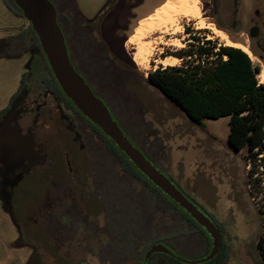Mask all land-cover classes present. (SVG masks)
<instances>
[{
	"label": "rangeland",
	"instance_id": "374dc122",
	"mask_svg": "<svg viewBox=\"0 0 264 264\" xmlns=\"http://www.w3.org/2000/svg\"><path fill=\"white\" fill-rule=\"evenodd\" d=\"M74 1L87 19L95 16L103 5L109 8L102 34L91 35L105 41L111 57L130 73L125 84L120 85L124 90L108 86L104 92L105 79L94 76L91 55L83 54L81 46L72 39L77 59L74 65L80 75L97 98L107 100L112 117L132 144L221 229V245L226 249L221 264H261L256 245L261 237L264 246V215H257L258 209L264 207V162L257 163L260 167L249 182L250 166L245 163V151L235 152L227 143L228 118L205 119L201 126L193 124L144 79L158 68L182 66L188 58L180 59L177 54L192 49L191 46H200L206 37L216 49L231 44L244 46L253 65L261 69L257 79L262 84L264 0H240V33L236 35L216 25L211 0H195L197 17L175 14L176 23L164 29V24L153 20L154 14L177 0ZM193 5V0H188V6ZM141 25L144 28L138 32ZM208 25L223 38L207 29ZM25 32H28V22L12 13L5 0H0V264H105L98 257L100 247L107 243L103 230L98 228L103 225L104 216L90 180L94 174L113 176L112 168L116 174L120 166L105 153L98 135L43 88L34 86L26 99L19 96L10 103L21 75L29 70L33 52H24L19 57L4 56V50L9 49L1 41L5 40L6 46L10 42L21 45L14 35ZM72 32L73 28L69 27L67 33L72 36ZM140 32H144L143 36H139ZM247 33L252 34L250 45L244 41ZM92 43L97 46L95 41ZM165 58L171 61L164 64ZM43 137L51 139L48 153L53 151V154L49 161L44 151L46 143L40 141ZM38 166L44 167L40 170ZM69 170L76 172L67 175ZM51 175L57 177L50 178ZM112 184L116 186L110 178L105 187L109 208L117 199ZM52 185L53 194L48 195ZM131 188L132 195L129 191L131 198H127L126 206L131 200L142 202L145 198L141 185L133 183ZM53 203L68 204L76 210L74 220L80 210L91 223L90 231L81 230L78 235L64 237L47 232L45 238L42 217ZM165 209L155 207L158 231L142 237L139 230V241L166 247L178 259L186 261L181 264L202 260L209 245L205 236L179 215ZM124 212L126 215L130 211ZM133 226L140 228L137 224ZM48 229L51 230L50 225ZM60 245L67 254L59 251ZM106 257L107 264H115V259ZM140 261L141 256L122 264H140Z\"/></svg>",
	"mask_w": 264,
	"mask_h": 264
},
{
	"label": "trees",
	"instance_id": "16d2710c",
	"mask_svg": "<svg viewBox=\"0 0 264 264\" xmlns=\"http://www.w3.org/2000/svg\"><path fill=\"white\" fill-rule=\"evenodd\" d=\"M8 1H6L7 8L16 16L24 19L13 2L11 0ZM49 1L56 9L57 22L64 34L69 58L75 70L79 73L74 65L76 51L73 49L72 39L76 44L81 46L83 54L88 52L91 55V65L94 66L96 71L94 76L97 79L101 77L105 79L106 89L104 92L108 86L111 89L117 87L118 90L122 83L125 84V79L130 73L123 68H119L117 65V67H114L113 64L115 65V62L107 47L99 44V42L96 43V46L87 38V34L82 33L81 28H79L82 15L76 8L75 1L65 0V3L62 0ZM65 26L67 29L69 27L73 28L72 36L67 33ZM28 33L33 36L39 46L38 39L29 23L28 32L21 34V38L19 39L21 40L28 36ZM193 40L197 39L194 37ZM191 48L177 54L178 56L176 55L180 59L188 58L182 66L158 68L148 73L144 82L156 89L193 124L201 126L205 119L218 120L220 118H228L229 134L227 143L235 152L245 151L244 160L250 166V169L247 171V179L249 181L250 178L255 177L256 170L260 167L257 163L264 162V82L260 84L257 79V75L261 69L259 66H254L248 55L237 48L221 46L219 49H216L209 40H204L200 46H191ZM225 57L226 59H224ZM48 73H50L49 68ZM29 76V73H23L21 75L18 89L11 96L10 103L21 95L26 87ZM46 85L56 96L66 101L79 115L80 120L87 123L97 133L99 138L104 139L102 146L103 150H106L105 153L112 156L118 162V165H121V168L126 171L127 179H125L126 181L121 179L124 180L121 186L118 183H116V186L114 184L111 185L117 199L116 203L111 205L110 208L108 207V190L105 188L109 179L107 180L103 175L97 177L94 174L93 177L94 181H96V192L93 195L98 198L104 216L103 225H99L98 228L102 229L104 236L109 239L105 245L100 247V255L98 257L100 258L99 260H102V263L107 264L105 262L107 255L115 259V264H122L133 258H139L150 245L154 244V242L149 245L143 244L139 241L138 237L139 230L142 233V237L152 234L156 230L158 231V213H154L156 206L166 208L165 210L167 212L171 211L175 215H179L190 226L196 225L186 213L180 210L159 189L147 183L145 178H143L142 192L145 194L146 199L143 197L142 202L140 200L137 201V199L134 201L131 200L130 205L127 202V207V198H131L130 195L128 196V192L130 191L132 195L131 187L133 183L130 182V175L138 176L139 172L117 149L114 143L104 136L96 126L85 119L75 109L73 104L65 98L52 75L46 81ZM91 89L95 94L92 87ZM120 90L124 89L120 88ZM103 99L105 100L103 102L111 112V106L104 97ZM111 172H115L114 167ZM98 178L100 181L97 183ZM253 182L257 181L254 180ZM124 183L125 186L122 187ZM247 186L250 188V183ZM248 192L250 193V190ZM126 210L130 212L125 215L124 211ZM258 210L257 215L260 217L263 216L264 207L262 210ZM71 211L70 209L61 214L59 224L52 222L50 228L62 236L64 233L74 235L81 230H85L86 232L90 231L91 223L80 214L81 211L79 210L77 220H74ZM133 224L140 225V228H135ZM95 232L97 231L95 230ZM201 232L204 233L202 230ZM209 250L210 244L208 245V251L205 256L209 253ZM256 250L261 264H264V246L263 242H261V237H258ZM225 253V245L222 243L218 255L213 260L203 264H221V260L225 259ZM158 257L162 259L158 260ZM154 259L155 261L153 262ZM148 264H181V262L162 254H154Z\"/></svg>",
	"mask_w": 264,
	"mask_h": 264
},
{
	"label": "water",
	"instance_id": "95a60500",
	"mask_svg": "<svg viewBox=\"0 0 264 264\" xmlns=\"http://www.w3.org/2000/svg\"><path fill=\"white\" fill-rule=\"evenodd\" d=\"M11 1L30 24L50 71L64 96L85 119L114 143L153 186L183 210L208 235L211 240L209 253L202 260L190 264H203L213 260L221 248V235L216 225L131 143L112 117L107 105L95 96L91 87L75 70L69 58L64 34L57 22L54 5L49 0ZM153 254L172 257L181 263L186 262L178 259L166 247L153 244L144 253L142 264H146Z\"/></svg>",
	"mask_w": 264,
	"mask_h": 264
},
{
	"label": "flooded vegetation",
	"instance_id": "af4514ba",
	"mask_svg": "<svg viewBox=\"0 0 264 264\" xmlns=\"http://www.w3.org/2000/svg\"><path fill=\"white\" fill-rule=\"evenodd\" d=\"M115 0H109L108 2H111L113 3ZM9 2V1H7ZM211 3H212V9H213V14H215L216 16V20H215V23L216 25L219 27V28H224L226 29L229 33H232V34H238L240 33V29H239V25H238V12H239V4H240V0H211ZM5 5H6V0H5ZM7 7V6H6ZM108 7L107 6H104L101 8V10L98 11V13L93 16L92 18L90 19H87L85 18L84 16H82V19H81V23H79V28H81V31L82 33L84 34H87V38L92 42V41H95V43L99 42V44L107 47L108 48V45L105 41H100L98 40V38H95L93 37L91 34H102L103 32V27L104 25L106 24V21L108 19L107 15L105 14V12L108 11ZM223 23H226L227 25H224ZM23 34V33H19V34H16V36L14 35V38H15V41L18 40L20 37V35ZM36 36V35H35ZM86 36V35H85ZM247 40H244L246 41L249 45L251 44L252 42V34H249L247 33ZM204 40H207L206 37ZM17 42H19L21 45H13V42H10V44L8 46H6V41L5 40H2L1 41V44L3 47L5 48H8L9 50L8 51H5L4 50V53L2 55L4 56H7V57H19L21 54H23L24 52H27V51H32L33 52V56L32 58L30 59L29 61V70L24 72V73H29L30 76L29 78L27 79V83H26V87L24 88V90L22 91L21 95L20 96H23L25 99L26 97L28 96L29 92L31 91V89L36 86V87H39V88H43L45 90V92L47 91L48 93H50L60 104H62L63 106H65V108L67 109H70L73 114L75 115V117L79 118V115L76 113V111L68 104L66 103V101H64L61 97H58L55 95V93L49 89V87L46 85V81L48 79L51 78V71L50 73H48V64H47V61H46V58L41 50V47L40 45L38 46V44L36 43L35 39L33 38L32 35H30L28 33V36L22 38L21 40L19 39ZM39 43V42H38ZM252 53V52H251ZM113 61L115 62V65L113 64L114 67H119V68H122L120 65H118L116 63V61L113 59ZM47 64V65H46ZM117 65V66H116ZM78 68V67H77ZM112 68V67H111ZM115 69V68H113ZM124 69V68H123ZM50 70V68H49ZM51 74V75H50ZM53 76V75H52ZM54 77V76H53ZM56 81V80H55ZM57 83V82H56ZM58 85V84H57ZM28 88V89H27ZM61 90V89H60ZM62 92V91H61ZM64 95V94H63ZM66 98V97H65ZM67 99V98H66ZM68 100V99H67ZM70 101V100H68ZM89 128H90V131L91 132H94L96 133L95 131H93V129L87 124L85 123ZM57 131L59 130L58 128L56 129ZM97 134V133H96ZM72 137V141L74 139L73 136ZM48 138V139H47ZM99 140L101 141V146L103 145V141L104 139L102 138H99ZM40 141H45L46 143V147H45V153L47 155L46 157V160L49 161V159L51 158V155L53 154V151L52 153H48L49 152V148H50V142H51V139L49 137H43V140L41 139ZM103 147V146H102ZM122 153V152H121ZM123 154V153H122ZM124 155V154H123ZM130 162V161H129ZM120 166V169L118 170V172L115 174H113V176H104L106 178H108L110 180V178H113L115 180L116 183L119 184V186H121V183L127 179L126 177V171L123 170L121 168V165ZM44 166H38L37 168H40V170H42ZM136 169V168H135ZM138 171V170H137ZM76 172V171H75ZM75 172H71L70 170L67 172V175L69 174H72V173H75ZM139 172V171H138ZM92 174V173H91ZM138 174V173H137ZM140 174V175H139ZM138 176L137 175H130V182L131 183H134L135 186L138 185H141L143 187V182H144V179L145 178L140 172H139ZM93 176V175H92ZM50 178L51 177H57V175L53 176H49ZM62 177V175H60V178ZM64 178H66L67 176H63ZM107 179V180H108ZM121 179H124V180H121ZM64 180V179H63ZM109 180H108V183H109ZM145 180L147 181V183H149L151 186H153L146 178ZM91 185H93V190L96 189L95 187V183L96 181H94V178H92L91 180ZM118 181V182H117ZM126 181V180H125ZM145 181V182H146ZM93 183V184H92ZM111 183V182H110ZM133 185V184H132ZM148 185V184H147ZM147 185H145L147 187ZM149 186V185H148ZM51 189L49 188L48 189V195H52L53 194V188H55L53 185L50 186ZM154 188H156L155 186H153ZM136 188V187H135ZM59 198V196H58ZM176 205V204H175ZM177 206V205H176ZM72 207V205H71ZM179 208V207H178ZM69 205L66 204H56V203H53L52 206H50L48 208V210H46L43 214V226H44V229H43V235L44 237L46 238L47 236V232L51 235H55V234H58V236H61V237H64L62 236L61 234L59 233H56V231H54L53 229L49 230L48 229V225H50L53 222H60V215L63 214L64 212H66L67 210H69ZM180 209V208H179ZM71 214L72 216H75V211L74 209H71ZM181 210V209H180ZM183 211V210H182ZM184 212V211H183ZM185 213V212H184ZM77 214V213H76ZM207 215V214H206ZM208 216V215H207ZM189 217V216H188ZM209 217V216H208ZM77 218V217H76ZM190 218V217H189ZM211 221L212 218L209 217ZM191 219V218H190ZM192 220V219H191ZM194 222V221H193ZM214 222V221H213ZM215 223V222H214ZM197 225V224H196ZM195 224L193 225V227L196 229H198V231L203 235V236H208L204 230L199 227L196 226ZM216 225V224H215ZM59 226V225H57ZM217 229L219 230L220 232V235L222 237V234H221V229L216 225ZM204 232L202 233L201 230ZM53 230V233L50 232ZM67 234V233H64V235ZM74 235H78V233L74 234ZM67 236V235H66ZM206 240H207V244L209 243L210 244V248H211V240L209 237H206ZM69 237V236H68ZM105 238L107 239V242L109 241L108 237L105 236ZM93 239V237H92ZM222 239V238H221ZM68 241V240H66ZM98 241H101V238L98 237ZM153 245V244H152ZM150 245V246H152ZM150 246L148 247V249L150 248ZM62 249V246L60 245L59 246V251L61 252H64L65 254L66 251L65 250H61ZM147 249V250H148ZM146 250V251H147ZM145 251V252H146ZM210 251V250H209ZM144 252V253H145ZM143 255L141 256V261H140V264L143 263ZM154 255V254H153ZM152 255V256H153ZM152 256L150 257V259L152 258ZM134 259V258H133ZM132 259V260H133ZM149 259V260H150ZM149 260H147L146 264L149 263ZM131 261V260H129ZM128 261V262H129Z\"/></svg>",
	"mask_w": 264,
	"mask_h": 264
},
{
	"label": "bare ground",
	"instance_id": "6f19581e",
	"mask_svg": "<svg viewBox=\"0 0 264 264\" xmlns=\"http://www.w3.org/2000/svg\"><path fill=\"white\" fill-rule=\"evenodd\" d=\"M195 3H196V1L193 0V4L194 5L191 6V7L188 6V0H177L176 2L167 3V4H165L163 6V8H161L159 11H157L154 14L153 20H157L158 22H160L159 23L160 25L164 24V26H163V29H164V27L166 28V26H168L169 24L172 25V24L176 23V22H174V18H173V16L175 14L177 15V14L180 13V14H184L185 16H189L190 15V16H192L191 18L197 17L199 15V13H198V9H197ZM185 16H183V17H185ZM153 20H151V22H153ZM175 20H177V19H175ZM141 27H142L141 29L138 28V32L143 30L144 26L141 25ZM160 28H162V27H160ZM207 29L211 30L212 33H214L218 38H223V35L220 32L216 31L211 25H208ZM168 30H169V28H168ZM143 33L140 32L139 36H143ZM229 47H234V48L241 49L245 53L249 54L247 52V49L244 46H241L239 44H231ZM169 58H172V57H169ZM168 61L170 62L171 60H167L166 59L163 62L165 64ZM173 61H178V60L177 59H173Z\"/></svg>",
	"mask_w": 264,
	"mask_h": 264
},
{
	"label": "built area",
	"instance_id": "2783aa9c",
	"mask_svg": "<svg viewBox=\"0 0 264 264\" xmlns=\"http://www.w3.org/2000/svg\"><path fill=\"white\" fill-rule=\"evenodd\" d=\"M261 74V73H260ZM259 83H261L260 81H259Z\"/></svg>",
	"mask_w": 264,
	"mask_h": 264
}]
</instances>
